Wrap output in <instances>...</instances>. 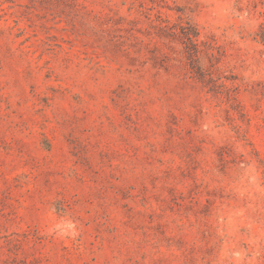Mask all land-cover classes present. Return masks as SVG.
I'll use <instances>...</instances> for the list:
<instances>
[{
	"label": "rangeland",
	"instance_id": "374dc122",
	"mask_svg": "<svg viewBox=\"0 0 264 264\" xmlns=\"http://www.w3.org/2000/svg\"><path fill=\"white\" fill-rule=\"evenodd\" d=\"M0 264H264V0H0Z\"/></svg>",
	"mask_w": 264,
	"mask_h": 264
}]
</instances>
